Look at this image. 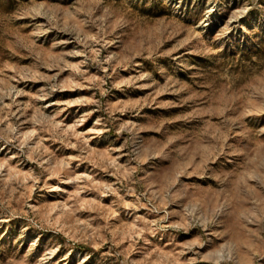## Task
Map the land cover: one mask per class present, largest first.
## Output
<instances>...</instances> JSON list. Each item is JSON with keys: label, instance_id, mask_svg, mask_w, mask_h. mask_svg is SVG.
I'll list each match as a JSON object with an SVG mask.
<instances>
[{"label": "rangeland", "instance_id": "374dc122", "mask_svg": "<svg viewBox=\"0 0 264 264\" xmlns=\"http://www.w3.org/2000/svg\"><path fill=\"white\" fill-rule=\"evenodd\" d=\"M0 264H264V0H0Z\"/></svg>", "mask_w": 264, "mask_h": 264}]
</instances>
